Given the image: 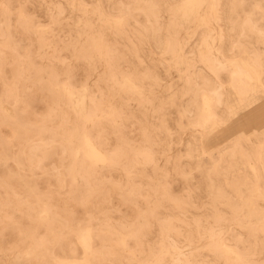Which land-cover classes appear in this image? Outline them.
Masks as SVG:
<instances>
[{
  "label": "rangeland",
  "instance_id": "374dc122",
  "mask_svg": "<svg viewBox=\"0 0 264 264\" xmlns=\"http://www.w3.org/2000/svg\"><path fill=\"white\" fill-rule=\"evenodd\" d=\"M182 1L0 0V264H264V0Z\"/></svg>",
  "mask_w": 264,
  "mask_h": 264
},
{
  "label": "bare ground",
  "instance_id": "6f19581e",
  "mask_svg": "<svg viewBox=\"0 0 264 264\" xmlns=\"http://www.w3.org/2000/svg\"><path fill=\"white\" fill-rule=\"evenodd\" d=\"M205 1L206 0H183L182 4L181 5L179 4L180 6L178 8V10H180V14H181L180 18L183 19L185 17L198 15L199 11L202 8V6L204 5ZM63 90L65 91V89H63ZM65 95L68 97V99L71 103V106L73 107V109L75 111H77V112H83L84 111L85 102H84V98L81 94L78 93L76 95H71V94L65 92ZM205 104H206V102H205ZM84 153H85V157L92 163L99 164V163H102L105 161L104 156L94 147V145L91 143V141L89 139H86V138L84 139Z\"/></svg>",
  "mask_w": 264,
  "mask_h": 264
}]
</instances>
